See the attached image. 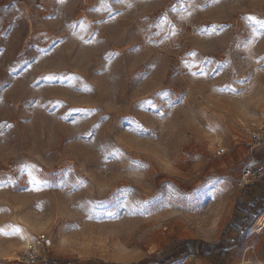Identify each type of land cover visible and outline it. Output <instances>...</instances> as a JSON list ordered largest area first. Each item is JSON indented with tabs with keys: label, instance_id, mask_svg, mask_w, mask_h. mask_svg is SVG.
<instances>
[{
	"label": "rangeland",
	"instance_id": "obj_1",
	"mask_svg": "<svg viewBox=\"0 0 264 264\" xmlns=\"http://www.w3.org/2000/svg\"><path fill=\"white\" fill-rule=\"evenodd\" d=\"M262 124L264 0H0V264H264L227 228Z\"/></svg>",
	"mask_w": 264,
	"mask_h": 264
},
{
	"label": "trees",
	"instance_id": "obj_2",
	"mask_svg": "<svg viewBox=\"0 0 264 264\" xmlns=\"http://www.w3.org/2000/svg\"><path fill=\"white\" fill-rule=\"evenodd\" d=\"M240 199L237 200L234 212L243 215V218L239 219V222H233L228 224L229 231L236 234L235 239L230 242V245L237 246L241 243L244 232L249 229L256 220L258 214L264 211V200H254L252 202L243 204ZM235 218V216L233 217ZM169 252L159 256L156 259L155 264H167L171 262L175 257H191V256H211L218 254L220 257H224L229 248L224 247L223 242L217 244L208 243L206 241L199 240H183L172 247H169ZM46 264H55L53 261L47 260Z\"/></svg>",
	"mask_w": 264,
	"mask_h": 264
},
{
	"label": "built area",
	"instance_id": "obj_3",
	"mask_svg": "<svg viewBox=\"0 0 264 264\" xmlns=\"http://www.w3.org/2000/svg\"><path fill=\"white\" fill-rule=\"evenodd\" d=\"M264 152V124L253 129L246 143V160L241 166L237 186L246 188L264 180V162L260 154ZM48 245V243H46ZM20 264H37L34 253L24 254L19 259Z\"/></svg>",
	"mask_w": 264,
	"mask_h": 264
},
{
	"label": "crops",
	"instance_id": "obj_4",
	"mask_svg": "<svg viewBox=\"0 0 264 264\" xmlns=\"http://www.w3.org/2000/svg\"><path fill=\"white\" fill-rule=\"evenodd\" d=\"M260 158L264 162V152H262L260 154ZM262 182H264V180ZM262 182H260L259 184H261ZM243 200H245V199L243 198ZM256 200H264V199H256ZM245 201H246V203H249V202H252L254 200H252V199L247 197ZM263 215H264V211L262 213L258 214L259 217H256L255 222L253 223V225L249 229H251V230H254V229L255 230H259L261 227H263V223H262L263 222V220H262L263 219ZM234 216H235V218H232V220H233V222H236V223L239 222V219L243 218V215L240 214V213L236 214L234 212L233 217ZM232 233H234V232H232ZM235 237H236V234H235ZM208 243H211V242H208ZM213 244H216V243H213ZM226 255H227V252H226ZM226 255L224 257H220L218 254H214V255H211V256H207V257L191 256V257H183V258H184L185 261L188 260L192 264H194V263L195 264H197V263H199V264H229V261L225 260Z\"/></svg>",
	"mask_w": 264,
	"mask_h": 264
},
{
	"label": "snow or ice",
	"instance_id": "obj_5",
	"mask_svg": "<svg viewBox=\"0 0 264 264\" xmlns=\"http://www.w3.org/2000/svg\"><path fill=\"white\" fill-rule=\"evenodd\" d=\"M224 90H227V91H235V89H231V88H229L228 86H225V89ZM150 107H154V105H149ZM157 113L158 114H160V115H163V113H159V110L157 109ZM204 193H199V194H195L196 196H198V195H203ZM109 216H111L112 215V213L111 212H108L107 213Z\"/></svg>",
	"mask_w": 264,
	"mask_h": 264
}]
</instances>
